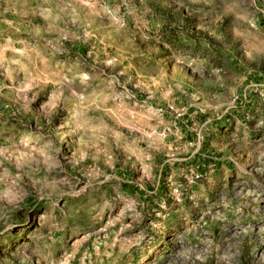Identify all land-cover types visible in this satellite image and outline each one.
I'll return each instance as SVG.
<instances>
[{
    "label": "rangeland",
    "instance_id": "1",
    "mask_svg": "<svg viewBox=\"0 0 264 264\" xmlns=\"http://www.w3.org/2000/svg\"><path fill=\"white\" fill-rule=\"evenodd\" d=\"M0 264H264V0H0Z\"/></svg>",
    "mask_w": 264,
    "mask_h": 264
}]
</instances>
